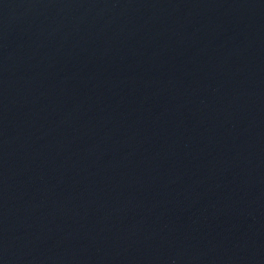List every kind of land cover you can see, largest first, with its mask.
Listing matches in <instances>:
<instances>
[{"label":"water","instance_id":"water-1","mask_svg":"<svg viewBox=\"0 0 264 264\" xmlns=\"http://www.w3.org/2000/svg\"><path fill=\"white\" fill-rule=\"evenodd\" d=\"M0 264H264V0H0Z\"/></svg>","mask_w":264,"mask_h":264}]
</instances>
